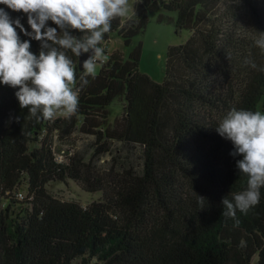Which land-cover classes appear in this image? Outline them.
Returning a JSON list of instances; mask_svg holds the SVG:
<instances>
[{
	"label": "trees",
	"instance_id": "1",
	"mask_svg": "<svg viewBox=\"0 0 264 264\" xmlns=\"http://www.w3.org/2000/svg\"><path fill=\"white\" fill-rule=\"evenodd\" d=\"M0 8L31 31L26 15ZM166 12L190 36L170 46L163 83L140 72L137 44L128 58L111 53L88 78L76 115L39 123L20 108L18 89L0 84V264H264V188L233 227L221 199L244 190L247 178L236 169L231 142L215 131L232 108L259 111L264 73L243 61L264 65L253 45L264 32V0H139L130 19L112 22L103 46L114 33L132 46L150 16L159 13L163 23ZM30 43L38 56L40 42ZM72 59L79 83V58ZM117 99L125 114L112 123ZM78 129L95 138L92 157L67 150L60 161L55 138L65 141ZM113 142L121 145L115 156ZM137 148L139 166L128 155ZM104 154L113 164L101 173L95 160ZM68 179L102 191V199L83 206L48 192L52 181ZM198 195L207 201L202 211Z\"/></svg>",
	"mask_w": 264,
	"mask_h": 264
},
{
	"label": "clouds",
	"instance_id": "2",
	"mask_svg": "<svg viewBox=\"0 0 264 264\" xmlns=\"http://www.w3.org/2000/svg\"><path fill=\"white\" fill-rule=\"evenodd\" d=\"M0 5L26 15L31 29L27 31L19 18L13 20L0 8V84L18 89L20 108L38 123L76 115L80 92L107 59L104 37L111 32L112 22L131 18L129 0H0ZM16 29L29 39L22 41ZM31 40L40 42L38 56L30 50ZM253 45L264 55V32L258 33ZM84 54L88 55L81 61L78 83L72 56ZM243 64L264 73V65L251 57ZM215 131L231 142L230 155L240 157L236 169L247 178L244 190L221 199V214L238 228L237 212L247 215L260 203L264 188V112L232 108ZM206 202L198 195L201 211Z\"/></svg>",
	"mask_w": 264,
	"mask_h": 264
},
{
	"label": "rangeland",
	"instance_id": "3",
	"mask_svg": "<svg viewBox=\"0 0 264 264\" xmlns=\"http://www.w3.org/2000/svg\"><path fill=\"white\" fill-rule=\"evenodd\" d=\"M139 0H129L130 5V16L136 10V6ZM167 20L163 23L159 22V13L152 14L150 16V23L147 29L134 38L132 46H125L123 40L116 34L111 35L110 42L108 43L107 59L111 53L119 51L125 58L128 55L133 46L141 44L142 46V57L140 61L139 70L140 72L147 74L153 81L157 83H163L166 75V64L168 50L170 46L180 45L185 43L190 33L187 30L178 31L176 28V13H164ZM101 63H99L97 73L101 71ZM264 102V95L259 105V111H262ZM109 113L111 115L110 121L113 123L115 120L120 119L125 114V101L123 99L115 100L109 107ZM58 118V117H57ZM63 118V117H61ZM95 138L92 135H85L79 131V129L65 141H60L57 137L55 138L54 144L55 149L60 161H63L65 151L70 150L71 154L78 151H87L88 158L92 157L94 153L93 143ZM121 145L117 142L112 143V153L118 154ZM122 152H119L121 155ZM128 154V153H127ZM113 155L104 154L99 159L95 160V167L101 173L110 170L113 164ZM131 163L135 166L141 164V151L137 148L131 151L129 154ZM96 159V158H95ZM119 159V158H117ZM89 161V160H88ZM123 164L122 160H120ZM23 195H28L26 184L21 188ZM48 192L54 197L63 201H77L83 206H87L92 202L99 201L103 197V192H89L84 187L76 182L75 180L68 179L66 181H52L47 186Z\"/></svg>",
	"mask_w": 264,
	"mask_h": 264
},
{
	"label": "water",
	"instance_id": "4",
	"mask_svg": "<svg viewBox=\"0 0 264 264\" xmlns=\"http://www.w3.org/2000/svg\"><path fill=\"white\" fill-rule=\"evenodd\" d=\"M87 55H88V54H84V55H82V56L79 58V62H78V68H79V70H81V61L84 60V59H86V58H87ZM81 71H82V70H81Z\"/></svg>",
	"mask_w": 264,
	"mask_h": 264
},
{
	"label": "built area",
	"instance_id": "5",
	"mask_svg": "<svg viewBox=\"0 0 264 264\" xmlns=\"http://www.w3.org/2000/svg\"><path fill=\"white\" fill-rule=\"evenodd\" d=\"M104 48H105V54L107 55V53H108V46H104ZM101 64H105L106 63V60H103V61H101L100 62ZM21 195V194H20Z\"/></svg>",
	"mask_w": 264,
	"mask_h": 264
}]
</instances>
